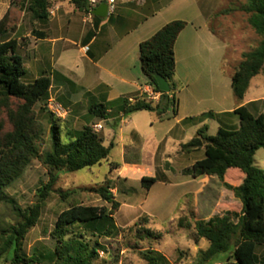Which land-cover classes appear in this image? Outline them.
<instances>
[{
  "label": "trees",
  "instance_id": "16d2710c",
  "mask_svg": "<svg viewBox=\"0 0 264 264\" xmlns=\"http://www.w3.org/2000/svg\"><path fill=\"white\" fill-rule=\"evenodd\" d=\"M80 12H92L89 0H71ZM52 10V0H31L29 11L35 20L48 21ZM243 11L248 15V23L262 38L257 48L245 52L235 69L232 86L235 98L243 102L252 80L264 69V0H248ZM101 21V18L93 15ZM188 23L175 20L140 45V61L143 75L155 91L161 92L159 101L148 97L135 102L122 99L124 117L141 111L155 112L163 118L170 106H176L175 95L179 86L175 81L177 61L176 44L180 34ZM5 23L0 24V109L8 112L13 130L5 132L0 120V204H8L18 218L15 225L2 228L3 243L0 259L6 258L12 264H96L103 248L100 239L113 238L120 228L115 213L121 204L111 188L110 180L98 189H93L108 206L74 204L62 211L56 220L51 237L56 241L54 251L46 254L35 253L27 256L24 241L27 234L36 227L41 219L43 208L51 194L55 192L63 173H74L108 161L114 143L105 145L104 137L89 123L81 130L67 128L64 138L61 120L49 108L53 79L71 82L59 73L44 72L32 82H25L27 68L23 57L18 53V40L1 41L6 32ZM163 76L171 85V92H162L155 75ZM23 102L17 110L12 108V100ZM88 114L93 118L107 121L110 118V105L87 93ZM43 103L42 110L49 116L50 147L41 151L35 139L36 123L34 107ZM234 114L239 116L238 128L221 126L216 135L208 134V126L198 130V138L183 144V151L204 143L205 157L184 170V174L199 178L201 176L218 177L226 188L233 191L241 201L240 212L226 210L222 215L209 220H197L195 230L200 239L209 242V247L200 254L198 264H216L234 261V264H264V257L257 254L264 246V170L256 165L257 152L264 149V113L255 115L247 106H241ZM211 112L201 117H213ZM40 160L47 169L49 181L37 190L38 201L23 209L17 200L8 195L7 190L20 179L34 160ZM112 170L121 167L111 164ZM233 173V181L227 180ZM157 183L155 177H143V187L150 190ZM63 199L76 193L59 192ZM149 217V216H147ZM146 221L147 219L144 218ZM179 224L183 227V220ZM188 227H191L190 225ZM147 236L159 239L161 233L154 234L146 230ZM151 250L143 254L148 264H162L164 256Z\"/></svg>",
  "mask_w": 264,
  "mask_h": 264
},
{
  "label": "rangeland",
  "instance_id": "374dc122",
  "mask_svg": "<svg viewBox=\"0 0 264 264\" xmlns=\"http://www.w3.org/2000/svg\"><path fill=\"white\" fill-rule=\"evenodd\" d=\"M203 7L213 9L212 26L230 43L229 54H232L233 45H238L244 52L254 50L260 44L262 38L258 36L248 23L249 15L243 11L248 0H198ZM31 0H0V24L5 23L6 32L2 39H17L22 47L20 54L25 57L26 67L29 69L23 81H33L32 58L34 57L33 31L47 30L42 21L35 20L29 11ZM71 0H52V18L61 16L64 24L67 19L73 21L76 16L68 15L73 8ZM187 6V5H186ZM185 6V9L188 7ZM184 9V6H183ZM184 9V10H185ZM185 12V11H184ZM65 14V15H64ZM185 16V13H182ZM64 16V17H63ZM46 32V31H45ZM53 33V31H49ZM55 32H60L57 29ZM74 49H77L76 47ZM257 79L264 80V74ZM65 89L54 87L51 92L53 101L62 105L64 116L61 120L63 137H66L67 128L81 130L90 123L88 114L89 103L82 93L78 95V101L68 102L69 98L63 92ZM264 96V86L261 89L253 88L248 98ZM48 101V106L50 104ZM23 102L12 100V108L17 110ZM44 104L38 103L34 107V120L36 123L35 139L41 151L50 147V121L49 116L42 110ZM49 108V107H48ZM153 113L146 111L138 113L135 123L129 120L122 127V133H118L115 147L111 151L108 161L83 169L74 173H63L53 192L46 202L41 219L36 227L27 234L24 241V252L27 256L35 253H50L54 251L56 241L51 237L58 215L74 204L108 206L102 197L94 191L110 180L111 188L120 202L121 207L115 213V219L120 232L113 238H102L100 242L103 248L100 250V258L96 264H148L143 254L154 250L159 256H164L162 264H198L200 254L209 247V242L200 239L195 230L197 220H209L214 216L222 215L226 210L240 212L242 203L234 197L233 191L225 187L218 177H208L204 183V177L193 178L185 175L183 170L205 156L204 143L190 148L193 155L185 157L181 146L180 151L174 148L172 155L165 158L161 154L154 155L157 145L154 141L135 145H129L134 125L144 136L151 130ZM0 120L3 122L5 132H12L13 125L8 118L5 108L0 109ZM193 121L192 118L188 119ZM93 121H97L93 118ZM102 121V120H99ZM196 123L199 120H195ZM210 135L217 134L218 127L209 120ZM103 129L99 131L109 146L114 141V122H102ZM104 130V131H103ZM198 138V135L195 139ZM164 145L162 146V148ZM165 148V147H164ZM126 149V151H125ZM151 153L152 155H149ZM137 161H134L135 159ZM256 165L264 167V149L257 152ZM112 163L121 165L118 169L111 167ZM131 163H134L132 166ZM264 170V168H263ZM143 177H155L157 183L148 190L142 185ZM233 173L227 175L228 181H233ZM49 177L47 169L38 159L34 160L27 168L23 176L10 188L8 195L14 197L21 208L27 209L37 203V190L43 183H47ZM94 189V190H93ZM71 197L63 199L59 192L73 191ZM149 216V217H147ZM146 218L147 221L144 219ZM183 220V227L179 224ZM18 218L12 208L5 203L0 204V249L3 243L2 228L9 224L15 225ZM191 227H188V226ZM146 230L154 234L161 233L159 239L147 236ZM260 257H264V246L257 250ZM0 264H12L6 258L0 259ZM44 264H51L46 262ZM216 264H234V261L218 262Z\"/></svg>",
  "mask_w": 264,
  "mask_h": 264
},
{
  "label": "crops",
  "instance_id": "0c3cea01",
  "mask_svg": "<svg viewBox=\"0 0 264 264\" xmlns=\"http://www.w3.org/2000/svg\"><path fill=\"white\" fill-rule=\"evenodd\" d=\"M183 6L184 9L185 6L188 8L184 10ZM70 11L68 15L77 17L73 21L67 19V24H64L61 16H50L48 21L41 22L46 27V32H32L35 40L31 63L33 81L44 72L59 73L71 84L53 79L51 92L54 87L62 90L68 86V91L63 92L69 98L68 102H77L79 93L85 97L87 93H91L97 98L106 99L111 108L107 122H114L116 130L111 137L113 143L127 120L135 123L134 117L146 112L124 117L122 99L135 102L139 98L148 97V92L153 89L142 73L141 43L175 20L188 23L180 34L175 49V81L179 90L169 98L175 96L176 106H170L162 119L152 112V130L145 136L134 125L131 140L125 148L135 145L137 141L148 144L152 140L157 145L154 155L161 154L169 158L173 154L171 145L180 151L183 144L195 139L201 127L206 125L209 128V120L216 124L218 132L221 126L229 129L240 126L239 116L234 112L241 106H247L255 115L264 113V96L248 98L254 87L261 89L264 86V80L257 79L264 74V69L252 80L245 99L239 103L233 92L232 78L245 52L238 45H233L232 54H229L230 43L212 26L214 13L207 4L203 7L198 0H116L114 12L106 19L101 18V21L80 12L75 6ZM51 13L55 15V11ZM182 13L186 15L183 16ZM57 29L60 32H55ZM11 39L14 38L1 41ZM21 47L22 44L18 41L19 54ZM20 55L25 62V57ZM29 72L27 68V74ZM209 112L214 116L201 117ZM189 118L194 120L191 122ZM96 119L97 121H93L91 117L89 124L102 125L104 120ZM197 119L198 123L195 122ZM208 134L210 135V128ZM163 145L165 148H162ZM192 155L193 151L190 149L184 153L185 157ZM137 160L136 158L134 161ZM202 177L205 184L209 176Z\"/></svg>",
  "mask_w": 264,
  "mask_h": 264
},
{
  "label": "built area",
  "instance_id": "2783aa9c",
  "mask_svg": "<svg viewBox=\"0 0 264 264\" xmlns=\"http://www.w3.org/2000/svg\"><path fill=\"white\" fill-rule=\"evenodd\" d=\"M104 1H106V3L109 5V14L114 12L116 0H89V4H90L92 12L88 15L93 16L94 15L93 11L95 10V8L98 5H100L101 3H103ZM88 49L89 48H86V50H88ZM161 95H162V93L155 91L154 88L153 89L151 88V90L148 92V98H150L152 100H159ZM48 107L56 116L63 118L65 110L62 107V105L51 100ZM103 128L104 127L101 124L93 126V129L97 132L101 131Z\"/></svg>",
  "mask_w": 264,
  "mask_h": 264
},
{
  "label": "water",
  "instance_id": "95a60500",
  "mask_svg": "<svg viewBox=\"0 0 264 264\" xmlns=\"http://www.w3.org/2000/svg\"><path fill=\"white\" fill-rule=\"evenodd\" d=\"M93 14L99 18L106 19L109 15V5L106 3L98 5L93 11ZM155 77H156L160 90L165 93H170L171 85L169 84V82L163 76L159 74H156ZM201 145H202V142L200 141L198 143V146H201Z\"/></svg>",
  "mask_w": 264,
  "mask_h": 264
}]
</instances>
